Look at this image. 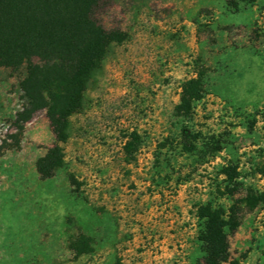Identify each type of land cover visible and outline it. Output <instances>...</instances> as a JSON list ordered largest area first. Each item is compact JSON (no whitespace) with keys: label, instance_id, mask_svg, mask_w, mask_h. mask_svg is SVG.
<instances>
[{"label":"rangeland","instance_id":"rangeland-1","mask_svg":"<svg viewBox=\"0 0 264 264\" xmlns=\"http://www.w3.org/2000/svg\"><path fill=\"white\" fill-rule=\"evenodd\" d=\"M94 17L126 39L70 116L65 164L51 178L35 169L54 142L49 121L39 110L15 128L19 74L0 67V264H188L201 255L193 203L207 198L259 201L240 212L224 264H264V0H102ZM190 78L204 93L182 120L174 106ZM183 129L194 151L167 161L158 143ZM227 164L236 184L225 191ZM156 165L168 173L162 195ZM77 234L89 253L70 249Z\"/></svg>","mask_w":264,"mask_h":264},{"label":"trees","instance_id":"trees-1","mask_svg":"<svg viewBox=\"0 0 264 264\" xmlns=\"http://www.w3.org/2000/svg\"><path fill=\"white\" fill-rule=\"evenodd\" d=\"M101 1L0 0V67L19 74L21 105L14 115L15 128L22 132L33 114L43 110L54 135V142L35 161L41 179L53 177L64 166L61 144L71 136L70 116L82 109L87 85L102 68L112 45L126 39L123 30L105 28L94 17V10ZM180 88L174 113L183 120L193 116V102L202 97L204 90L198 78L185 80ZM186 133L192 135L189 129H183L170 140L166 137L158 143L159 149L165 146L169 149L165 152H168L167 161L174 157L177 162L179 156L192 154L195 141L190 136L187 139ZM127 137L123 149L130 160L140 140L136 131ZM158 167L151 181L159 188L156 193L162 195L159 180L164 181L168 173L162 175ZM219 174L225 176L223 182L229 180L223 190H229L228 183L236 184L231 182L234 172L230 164L222 165ZM68 181L78 189L79 182L73 174L69 173ZM255 202L259 201L235 200L228 207L211 198L194 202L195 244L201 255L188 264L227 263L228 236L237 229L242 209L254 206ZM69 247L76 255L92 250L89 239L83 234L73 237ZM229 264L233 263L229 261Z\"/></svg>","mask_w":264,"mask_h":264}]
</instances>
